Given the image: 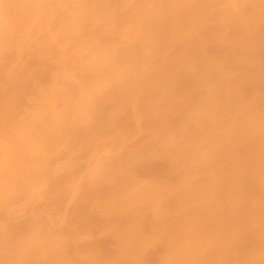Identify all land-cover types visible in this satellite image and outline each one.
<instances>
[{"label": "bare ground", "instance_id": "1", "mask_svg": "<svg viewBox=\"0 0 264 264\" xmlns=\"http://www.w3.org/2000/svg\"><path fill=\"white\" fill-rule=\"evenodd\" d=\"M0 3V264H264V0Z\"/></svg>", "mask_w": 264, "mask_h": 264}, {"label": "snow or ice", "instance_id": "2", "mask_svg": "<svg viewBox=\"0 0 264 264\" xmlns=\"http://www.w3.org/2000/svg\"><path fill=\"white\" fill-rule=\"evenodd\" d=\"M2 7H3V4L0 3V8H2ZM163 240H164V237L163 236H160V237L157 238V241L158 242H163Z\"/></svg>", "mask_w": 264, "mask_h": 264}]
</instances>
